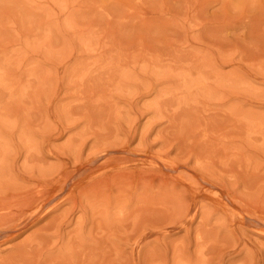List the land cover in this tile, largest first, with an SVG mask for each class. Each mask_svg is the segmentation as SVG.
Wrapping results in <instances>:
<instances>
[{
  "label": "rangeland",
  "instance_id": "374dc122",
  "mask_svg": "<svg viewBox=\"0 0 264 264\" xmlns=\"http://www.w3.org/2000/svg\"><path fill=\"white\" fill-rule=\"evenodd\" d=\"M0 264H264V0H0Z\"/></svg>",
  "mask_w": 264,
  "mask_h": 264
}]
</instances>
